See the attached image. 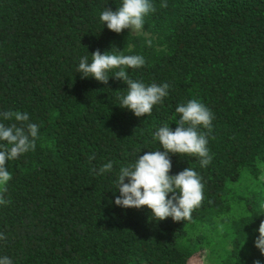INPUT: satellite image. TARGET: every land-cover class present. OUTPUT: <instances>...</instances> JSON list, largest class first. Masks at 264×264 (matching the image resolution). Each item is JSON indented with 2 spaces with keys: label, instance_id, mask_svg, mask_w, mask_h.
<instances>
[{
  "label": "trees",
  "instance_id": "1",
  "mask_svg": "<svg viewBox=\"0 0 264 264\" xmlns=\"http://www.w3.org/2000/svg\"><path fill=\"white\" fill-rule=\"evenodd\" d=\"M151 2L142 37L100 20L122 0H0V113L27 112L39 128L35 150L6 162L0 258L188 264L206 251L209 264H264L255 247L264 220V0ZM97 50L143 56V67L126 71L145 85L168 83L163 104L138 118L120 107L128 89L114 72L107 84L82 79L80 59L91 63ZM191 99L214 115L208 166L169 154L170 175L190 167L205 186L192 220L157 221L146 206L115 205L120 168L163 152L154 133L165 124L174 131L176 107ZM109 161L112 171L99 174Z\"/></svg>",
  "mask_w": 264,
  "mask_h": 264
},
{
  "label": "clouds",
  "instance_id": "2",
  "mask_svg": "<svg viewBox=\"0 0 264 264\" xmlns=\"http://www.w3.org/2000/svg\"><path fill=\"white\" fill-rule=\"evenodd\" d=\"M161 6L167 7L166 0ZM155 11L151 0H122V6L116 11L106 8L101 13L100 20L117 34L125 29L138 33L145 26V18ZM146 43L148 46L152 44L151 40ZM91 55V63L86 56L80 59L77 72L82 74L81 78L92 77L107 84L109 72H114L112 77L125 82L128 89L126 96L120 100V107L132 111L136 117L150 116L153 107L162 105L164 98L168 96V83L145 85L129 77L126 69L143 67L146 63L143 56L116 55L111 52L101 54L99 50ZM175 111L179 114L175 130L165 124L154 133V139H158L164 151H148L138 156L134 164L120 168L117 187L120 195L116 197L115 205L124 209L146 206L155 220L163 221L171 217L174 222L191 221L192 213L202 206L205 186L201 176L190 167L176 175H170L172 163L169 154L197 157L201 167L208 166L213 159L207 145L214 115L197 99L178 105ZM0 120L19 122V126L17 123L6 125L0 122V205H7L10 201L3 194L7 192L12 174L6 162L35 150L39 128L30 122L27 112H3L0 113ZM201 127L207 131H201ZM112 169L113 163L109 161L99 169V174L111 172ZM261 208L264 209V205ZM258 233L255 247L264 255V220L259 225ZM3 239L5 237L0 234V240ZM0 264H13V261L4 256L0 258ZM254 264H260V261L257 260Z\"/></svg>",
  "mask_w": 264,
  "mask_h": 264
},
{
  "label": "rangeland",
  "instance_id": "3",
  "mask_svg": "<svg viewBox=\"0 0 264 264\" xmlns=\"http://www.w3.org/2000/svg\"><path fill=\"white\" fill-rule=\"evenodd\" d=\"M129 34L131 35H139L142 37H148L149 34L145 33L143 30L141 32L138 33H131L130 29H125ZM258 179L264 183V169H261L259 175H258ZM206 251H203L202 253L192 257L189 261L188 264H209L208 261L206 260Z\"/></svg>",
  "mask_w": 264,
  "mask_h": 264
}]
</instances>
